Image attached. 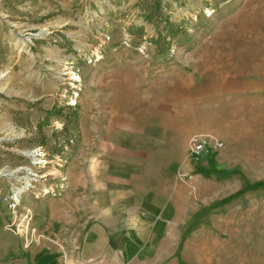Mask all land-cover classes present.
Instances as JSON below:
<instances>
[{"label": "rangeland", "instance_id": "obj_1", "mask_svg": "<svg viewBox=\"0 0 264 264\" xmlns=\"http://www.w3.org/2000/svg\"><path fill=\"white\" fill-rule=\"evenodd\" d=\"M181 86L185 153L194 134L222 147L189 159L172 226L128 264H264V0H0V191L25 211L142 89ZM10 218L0 199V264H25Z\"/></svg>", "mask_w": 264, "mask_h": 264}, {"label": "crops", "instance_id": "obj_2", "mask_svg": "<svg viewBox=\"0 0 264 264\" xmlns=\"http://www.w3.org/2000/svg\"><path fill=\"white\" fill-rule=\"evenodd\" d=\"M140 95L128 119L116 116L127 123L107 128L96 151L72 161L65 180L48 176L29 189L41 238L25 264H128L151 248L147 231L172 226L176 177L192 160L190 140L188 155L184 150L191 127L179 114L185 92Z\"/></svg>", "mask_w": 264, "mask_h": 264}, {"label": "built area", "instance_id": "obj_3", "mask_svg": "<svg viewBox=\"0 0 264 264\" xmlns=\"http://www.w3.org/2000/svg\"><path fill=\"white\" fill-rule=\"evenodd\" d=\"M222 142L216 138H211L206 134H194L190 138V156L192 159H201L203 155H209L219 150ZM0 199L4 202L9 215L10 222L5 227L16 234H24L26 243L29 245L38 242L41 234L37 227L32 223V216L29 208L25 211H19L20 200L16 194H5L0 191Z\"/></svg>", "mask_w": 264, "mask_h": 264}, {"label": "bare ground", "instance_id": "obj_4", "mask_svg": "<svg viewBox=\"0 0 264 264\" xmlns=\"http://www.w3.org/2000/svg\"><path fill=\"white\" fill-rule=\"evenodd\" d=\"M25 154L28 155V152H26ZM7 170H8V169H7ZM7 170H6V171H7ZM4 171H5V170H4ZM1 172H2V171H1ZM1 172H0V173H1ZM15 172H16V171H7V172H5L4 175L12 176V175H14Z\"/></svg>", "mask_w": 264, "mask_h": 264}]
</instances>
